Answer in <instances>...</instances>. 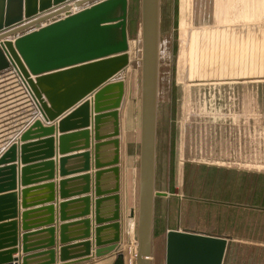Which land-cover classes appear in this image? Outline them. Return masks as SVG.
I'll return each instance as SVG.
<instances>
[{"label":"water","instance_id":"obj_1","mask_svg":"<svg viewBox=\"0 0 264 264\" xmlns=\"http://www.w3.org/2000/svg\"><path fill=\"white\" fill-rule=\"evenodd\" d=\"M0 0V74L12 71L26 87L35 103V108L48 121L58 118L63 112L72 108L59 121V147L68 150L73 141L79 137L86 139L85 151L76 157H84L85 169L89 170L91 151L89 150L91 118L94 122L95 144V193L94 225L90 219L92 197L85 196L75 201L60 204V215L66 223L60 225L59 260L60 264H76L89 261L92 257H103L116 252L122 242L121 194H120V107L126 93V81L121 73L128 71L133 60L140 62V164L138 168V205L136 223V259L135 264H153V227L155 198L166 196L167 192L156 191V150L157 121L159 102V66H160V0H141V50L136 55L131 52L129 38V0ZM73 8H78L73 11ZM64 14V15H62ZM60 15V16H59ZM62 15V16H61ZM45 22V23H44ZM94 92L93 100L85 99ZM94 105L93 115L91 105ZM78 104L77 106H75ZM75 106V107H74ZM112 122V131L102 133L105 124ZM52 133L53 128L44 125L37 117L20 133L0 154V193L14 189L18 147L22 158L28 160L32 151L48 147L52 151L53 139L46 138L33 143H22L30 139L33 131ZM71 132V133H69ZM113 145V156L107 160L103 147ZM106 156V155H105ZM68 158L60 159V171ZM11 164V165H8ZM45 166L53 169V163ZM31 167L22 169V179L26 181ZM112 173L114 185L102 188L104 174ZM52 174V172H50ZM91 175H82L87 183L84 196L90 188ZM73 180V179H72ZM68 180L60 182V193L68 197L66 186ZM53 183L43 188L52 191ZM31 189H24L23 206H27V196ZM16 196L14 193L0 195V220L5 203L10 202L9 213H13ZM79 203L76 204L75 203ZM106 202H109L108 204ZM74 203V204H72ZM106 203V204H105ZM84 205L81 219H69L68 210ZM42 210V209H41ZM39 210L33 211L38 212ZM43 214L50 217L42 219L46 225L37 234L50 233L49 241L37 239L32 243L30 233L23 235V251L26 254L21 264H57L54 231L52 227L53 205L43 207ZM25 211L22 216L23 227L35 222L34 218L43 214L31 215ZM76 213V212H73ZM39 221V222H41ZM8 226V225H7ZM16 223L9 224L7 236L3 241L0 225V264H19L13 258L16 249L4 251L6 242L16 243ZM48 227V228H47ZM70 227H73L70 229ZM86 228L82 235L67 234L70 230ZM29 232V231H26ZM78 236V237H77ZM93 240H90L92 238ZM47 243L42 251L31 253V247ZM32 243V244H31ZM229 241L225 237L213 236L192 231L170 230L166 238L165 264H225ZM94 245V253L92 246ZM80 247H83L80 249ZM73 250V251H72ZM48 255V261L31 263L32 258ZM114 264H125L124 255L119 253Z\"/></svg>","mask_w":264,"mask_h":264},{"label":"rangeland","instance_id":"obj_2","mask_svg":"<svg viewBox=\"0 0 264 264\" xmlns=\"http://www.w3.org/2000/svg\"><path fill=\"white\" fill-rule=\"evenodd\" d=\"M130 5V51L137 57L141 0ZM194 42L199 46L192 52ZM226 46L231 50L225 52ZM193 53L200 55L195 65L204 68L190 74ZM128 71L139 120L140 62L133 60ZM10 86L11 99L19 96L16 83ZM140 129L141 120L137 178ZM232 182L247 190L239 200L253 202L257 191L264 197V0H160L155 188L176 196L155 198L153 264L166 263L169 228L226 236L225 264H264V213L239 206ZM137 205L138 187L131 240L126 233L122 239L132 249V257L120 252L127 255L125 264H135Z\"/></svg>","mask_w":264,"mask_h":264},{"label":"crops","instance_id":"obj_3","mask_svg":"<svg viewBox=\"0 0 264 264\" xmlns=\"http://www.w3.org/2000/svg\"><path fill=\"white\" fill-rule=\"evenodd\" d=\"M98 0H95L96 2ZM77 9L73 8V11H76ZM129 11H130V0H129ZM64 15V14H62ZM61 15V16H62ZM60 16V15H59ZM45 23V22H44ZM129 30V29H128ZM199 44L197 42L193 43V49L195 47L198 48ZM231 46H226L224 48V51H229L231 49ZM233 50V49H232ZM199 57V54H191V69L190 74H193L195 70L193 68H199V70L203 69V65H195L197 62L196 59ZM130 70V67H129ZM239 69L234 68L231 69V73H236ZM128 75L129 71L123 72L120 75V78H124L126 81V93L124 96V99L122 101V105L120 107V140H121V147H120V171H121V182H120V194H121V221H122V239L124 237V234L126 233L127 236L130 237L131 235L128 232V229L130 228L132 218H130L129 215H131L133 202L135 201L136 196V190H137V174H136V160H135V152L134 147L137 141V130L138 125L140 126V120H141V107H140V117L138 120V106L136 102V96L134 91V85L132 82V86H129L128 84ZM16 83L18 88V93L16 98L11 99L10 93L8 92V87L10 84ZM11 87V86H10ZM94 92L86 96L82 101H80L78 104L82 103L85 99L93 100ZM76 104L75 106H77ZM74 106V107H75ZM35 103L33 99L31 98L30 94L28 93L26 87L22 83V81L19 79V77L15 74H13L12 71H6L0 74V154L13 142L16 141L19 138V135L22 131H24L30 123L39 117L44 125L51 126L53 128L52 133L48 135H44L43 132H38L36 130L33 131L31 134V138L26 140L25 142H18L20 145L22 143H33L37 140H42L46 138L53 139L52 144V151L50 152L48 147H43L42 149L32 151L30 154V158L28 160H24L22 158L21 149L18 147L15 160L11 162V164H14L16 166V180H15V186L14 189L7 190L5 192L0 193V195H5L9 193H14L16 196L15 199V206L13 207L14 212L9 213V205L10 202L5 203V208L3 210V216L0 220V225L3 226V241H6L11 238V236H7L11 231H8L9 224L15 222L16 227L13 232H15L16 237V243L14 242H6L3 244L4 251H10L11 249H16V252L13 253V258H18L19 264L22 263L21 259L26 255L23 251V235L30 233V239H32V243H36L37 239L42 238L43 241H49L52 238V235L50 233H41L37 234V231H41L44 228V225H46V221H41L42 219H46L50 217V214H43L45 211H43V207H46L47 205H53L54 211H53V220H52V227L55 228L54 231V240H55V247L57 249L56 253V263L60 264L59 260V247L61 246L60 243V225L63 223H66L65 220H62L60 215V204L64 201H75V199H79L81 197L90 196L92 197L91 201V209L89 217L92 219V225H94V193H95V180H94V173L96 171L95 169V158L93 153V148L95 144V134L93 131L94 128V122L93 117L91 118V125L88 128H76L78 130H71V131H80L89 129L90 135H89V143L90 147L89 150L91 153V158L89 160V170L85 169L86 160L84 157H76L81 154H83L86 150L85 148V142L86 139L83 137H79L73 141V145L66 151H62L59 147V140L58 138L62 134L60 132L59 127V121L62 117H64L72 108L69 110H66L63 112L58 118H56L53 121H48L45 117H43L38 111L37 108H35ZM94 105L92 102L91 105V111L93 115ZM105 128L102 130V133H107L112 131V122L106 123ZM71 133V132H69ZM104 157L101 159L107 160L112 158L113 156V145H107L103 147ZM106 155V156H105ZM66 157L68 158V162L65 165L66 172L61 173L60 171V159ZM52 162L53 163V169H51L50 166H45L46 163ZM8 164V165H11ZM24 167H31L32 170L27 174L28 178L26 181H23L22 179V169ZM231 169H236L234 167H227ZM247 170V169H244ZM52 172V174H50ZM89 174L90 177V188L89 191L86 192L84 196H81L84 190V187L87 186V183L81 179L82 175ZM73 179V180H72ZM63 180H68V185L65 187L68 193V197H63L60 193V182ZM48 183H53V198L51 201H48V199H51L52 191L46 188H43ZM102 188H109L114 185V177L112 176V173H106L104 174V177L102 178ZM241 183L232 182L229 184V186L232 189H235L237 192H232V196L240 197L247 194V190L244 186L240 185ZM24 189H31L29 195L27 196V206H23V194L22 191ZM256 199L252 201H247L246 199L239 200L237 204L239 206L243 207H250L254 208L255 212H261L264 213V197L263 194H259L257 191ZM175 194L168 193L166 196H161L163 198H169V197H175ZM81 203V202H79ZM78 202L75 203L79 204ZM107 204L109 202H106ZM105 203V204H106ZM74 204V203H72ZM38 212H33L36 210H39ZM42 209V210H41ZM86 209V206L80 205L75 208L77 211H71L68 210V218L73 219L72 221H75L77 219H81L82 217V211ZM25 211H31V215H37V214H43L42 217L34 218L31 221L33 222L29 226V230H25L23 227V220L22 216ZM76 212V213H73ZM127 218V219H126ZM41 221V222H39ZM8 225V226H7ZM48 228V227H47ZM73 227H70L72 229ZM179 229V228H178ZM86 228H80L78 230H70L67 232L69 236L71 235H82ZM170 230H177V228H169ZM184 231H192L197 233H204L208 235H213L208 231L197 229V230H188L183 229ZM29 231V232H26ZM167 231V232H168ZM217 236V235H216ZM219 236V235H218ZM78 237V236H77ZM219 237H225L226 236H219ZM228 247L230 246V240ZM90 240H93L90 238ZM31 243V244H32ZM121 247L116 252H113L109 255L103 256V257H92L89 261H84L76 264H114L115 260L117 259V255L124 250H128V257H132V249L127 248L130 246V241L127 240V243L122 244ZM47 243L44 242L43 244H40L39 246L35 244V246L31 247V253H37L39 251H42L41 247L46 246ZM125 245V246H124ZM83 247H80V249ZM127 248V249H126ZM73 251V250H72ZM228 251V248H227ZM92 253H94V245L92 246ZM227 255V253H226ZM125 257H127L126 254H124ZM49 256L42 255L39 257H35L30 259L31 263H39L48 261L47 258Z\"/></svg>","mask_w":264,"mask_h":264},{"label":"built area","instance_id":"obj_4","mask_svg":"<svg viewBox=\"0 0 264 264\" xmlns=\"http://www.w3.org/2000/svg\"><path fill=\"white\" fill-rule=\"evenodd\" d=\"M178 231H184V230H182V229H179Z\"/></svg>","mask_w":264,"mask_h":264},{"label":"trees","instance_id":"obj_5","mask_svg":"<svg viewBox=\"0 0 264 264\" xmlns=\"http://www.w3.org/2000/svg\"><path fill=\"white\" fill-rule=\"evenodd\" d=\"M132 1H133V0H132ZM131 4H132V3H131ZM130 6H131V5H130ZM229 248H230V247H228V251H229ZM228 251H227V252H228Z\"/></svg>","mask_w":264,"mask_h":264},{"label":"bare ground","instance_id":"obj_6","mask_svg":"<svg viewBox=\"0 0 264 264\" xmlns=\"http://www.w3.org/2000/svg\"><path fill=\"white\" fill-rule=\"evenodd\" d=\"M75 9H78V8H75ZM131 46V45H130Z\"/></svg>","mask_w":264,"mask_h":264}]
</instances>
